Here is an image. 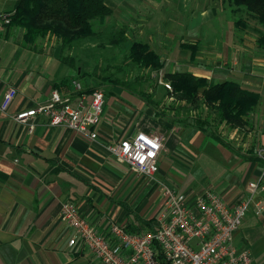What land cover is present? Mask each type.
I'll return each mask as SVG.
<instances>
[{
    "label": "crops",
    "instance_id": "obj_1",
    "mask_svg": "<svg viewBox=\"0 0 264 264\" xmlns=\"http://www.w3.org/2000/svg\"><path fill=\"white\" fill-rule=\"evenodd\" d=\"M17 1L0 0V15L12 13ZM104 3L111 15L94 26L91 40L158 46L166 73L234 82L259 101L242 126L200 129L174 122L130 84H115L105 90L96 139L50 127L40 115L19 123L17 114L46 103L53 90L73 98L70 80L88 91L96 81L77 58L66 61L54 36L29 42L24 30L0 29V106L9 87L17 91L0 109V264H101L83 245L67 246L72 233L60 219L66 201L100 232L110 221L138 231L163 209L161 184L187 197L212 190L234 206L250 196L248 184L263 170L257 152L264 148V39L236 28L228 18L231 0ZM137 133L157 135L163 144L152 178L133 174L107 150ZM234 242L249 249L253 264H264V190L253 196Z\"/></svg>",
    "mask_w": 264,
    "mask_h": 264
},
{
    "label": "built area",
    "instance_id": "obj_2",
    "mask_svg": "<svg viewBox=\"0 0 264 264\" xmlns=\"http://www.w3.org/2000/svg\"><path fill=\"white\" fill-rule=\"evenodd\" d=\"M9 23V14L0 15V29ZM159 83L171 90L169 83L162 80ZM70 85L73 98L53 90L46 103L17 114L14 120L28 124L31 118L40 115L50 127L69 128L96 139L105 94L98 88L88 91L77 80H70ZM16 93L13 87L7 89L0 106L2 112ZM162 147L159 136L137 133L108 144L107 150L133 174L152 178L158 171ZM257 156L263 170L256 181L248 184V198L230 206L212 190L187 197L161 184L163 209L152 228L139 233H129L114 221H110L107 232H100L73 202L66 201L61 205L60 219L72 233L67 246L83 245L101 264H253L249 249L236 245L234 237L243 216L253 205V196L264 190V148L258 150ZM262 210L261 204L257 205L255 215Z\"/></svg>",
    "mask_w": 264,
    "mask_h": 264
},
{
    "label": "trees",
    "instance_id": "obj_3",
    "mask_svg": "<svg viewBox=\"0 0 264 264\" xmlns=\"http://www.w3.org/2000/svg\"><path fill=\"white\" fill-rule=\"evenodd\" d=\"M232 5L247 13L264 29V0H231ZM111 15V10L104 0H18L14 10L9 14L8 26H18L24 30L27 41L37 37L51 35L61 40L63 44L91 41L95 32L93 22L103 20ZM241 21L235 24L239 28ZM262 40L264 39L261 36ZM141 43L130 46L129 60L139 66H147L151 59L153 66L159 71L163 68L154 52ZM148 55V56H146ZM148 57V59H146ZM67 62H76L66 58ZM150 62V63H151ZM146 63V64H145ZM144 64V65H143ZM164 79L182 99L194 100L201 97L211 108L217 124H225L236 128L243 125V118L249 115L259 101V95L253 91L241 88L234 82L226 81L211 84L205 78L196 77L188 72L165 73ZM201 90V92H200ZM152 103V102H149ZM205 120H198L193 126L208 128V115ZM191 125V124H190ZM142 229H151L152 221L144 222ZM129 233H139L129 226H124Z\"/></svg>",
    "mask_w": 264,
    "mask_h": 264
},
{
    "label": "rangeland",
    "instance_id": "obj_4",
    "mask_svg": "<svg viewBox=\"0 0 264 264\" xmlns=\"http://www.w3.org/2000/svg\"><path fill=\"white\" fill-rule=\"evenodd\" d=\"M229 4H231V7L230 12H228V14L230 13L228 18L233 19L235 23L241 21L239 28L236 27L237 29H246L249 33H259L260 37L264 36L262 26L254 19L248 17L244 10L232 6V2ZM99 21L101 22L102 20L93 22V28L99 24ZM13 28L15 30H22L18 26H13ZM121 41L122 43L124 42L123 40ZM125 41L128 42L127 40ZM58 42L60 43L59 51L67 56L68 59L77 58L78 65L80 63L82 65L83 74H89L96 81L95 88L101 89L104 94L109 86L115 84H130L138 90L141 97L145 99V102L154 106L157 111L159 110L162 113L168 114L176 123L194 125L198 120H205L204 118H206L205 115L207 114L209 116L208 120L210 121L209 125L213 127L217 126L213 111L203 102L200 96L194 100H185L173 88L168 90L159 83L160 80L168 83V80L166 81L164 79L165 69L162 68L158 72L155 71L156 69H153L155 67L151 59H149L151 63L146 62L148 64L147 66H139L129 60L130 46L133 43L130 44V42L125 45L120 42V39L117 42L113 41L112 37L106 38V42H103L101 39L70 43L67 45L63 44L61 40H58ZM143 45L148 47L147 53L154 52L162 64L167 62V60L162 59L161 55H159L161 51L158 46H156L157 52L155 50L153 51L148 44ZM144 230L147 229H140L141 232Z\"/></svg>",
    "mask_w": 264,
    "mask_h": 264
}]
</instances>
